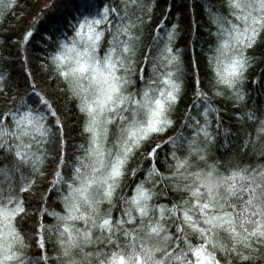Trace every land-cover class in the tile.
<instances>
[{
	"label": "snow or ice",
	"instance_id": "obj_1",
	"mask_svg": "<svg viewBox=\"0 0 264 264\" xmlns=\"http://www.w3.org/2000/svg\"><path fill=\"white\" fill-rule=\"evenodd\" d=\"M73 3L43 67L73 101L81 142L69 140L63 110L35 83L31 95L0 100V264H264V161L245 160L243 141L235 156L213 153L211 103L244 98L251 50L264 39V0L209 6V79L194 74L196 102L179 118L186 84L176 25H157L146 44L145 0ZM248 119L249 143L264 145V118ZM45 177L32 212L29 194Z\"/></svg>",
	"mask_w": 264,
	"mask_h": 264
},
{
	"label": "trees",
	"instance_id": "obj_2",
	"mask_svg": "<svg viewBox=\"0 0 264 264\" xmlns=\"http://www.w3.org/2000/svg\"><path fill=\"white\" fill-rule=\"evenodd\" d=\"M145 3L147 15L144 16L143 37L146 44H151L149 33L157 25L168 28L176 25L174 47L181 53L186 84V91L178 106L179 118L186 107L196 102L192 91L194 74L198 73L199 79L205 83L209 79L207 57L212 46L210 42L215 39L210 35V31L215 29L210 28L209 6L220 8L221 0H145ZM73 7V0H16L11 10L0 8V76L3 77L0 88H3L4 93L0 100L18 99L17 93L31 95L30 85L35 83L38 91L50 95L53 103L63 110L62 118L67 121L69 140L80 143L78 116L73 101L57 94V86L43 67L49 62L48 56L53 51V37L64 38L62 33L66 32L65 17H71ZM27 31H32L33 36L24 41ZM251 51L254 52V63L250 66L248 78L243 85L244 98L238 101L231 97L214 98L211 101L218 110L216 116L219 120L218 129L213 124L217 132L213 153L235 156L238 149H243V141L250 150L243 158L249 163H256L264 161V156L260 154L264 145L249 143L246 134L251 133L253 137L256 135L255 122L248 119L249 114L258 119L264 118V39L259 40ZM190 63L193 65L191 69ZM192 111L195 115V109ZM180 127L178 123L177 128ZM185 135H189V132L185 131ZM167 151L166 148L160 150L158 166L164 163ZM140 163L144 165L146 162ZM46 180L47 177L38 181V191L29 194L34 201L32 212L39 206ZM48 195L51 196V208L60 211L62 205L59 194L52 192ZM171 197L172 193L169 191V195L162 199L166 202ZM33 219L34 216L30 213L25 217V224L31 223ZM46 222L54 221L48 217Z\"/></svg>",
	"mask_w": 264,
	"mask_h": 264
}]
</instances>
